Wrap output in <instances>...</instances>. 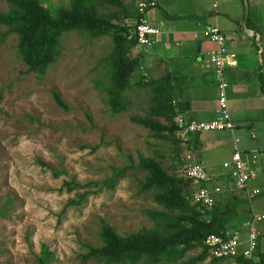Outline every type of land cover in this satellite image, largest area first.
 Returning <instances> with one entry per match:
<instances>
[{
    "label": "rangeland",
    "instance_id": "rangeland-1",
    "mask_svg": "<svg viewBox=\"0 0 264 264\" xmlns=\"http://www.w3.org/2000/svg\"><path fill=\"white\" fill-rule=\"evenodd\" d=\"M41 1L52 9L66 7L70 0ZM137 1L121 0V7L105 0L90 3L105 18L132 24ZM8 7L0 0V12ZM5 29L0 24V264H35L41 244L52 253L46 264H106L80 256L87 245H99L101 223L125 234L155 227L149 209L177 212L154 200L155 188L141 190L146 171L137 167L139 158H152L176 177H183L182 163L193 159L185 156V146L174 131L161 136L131 119L163 120L151 110V97L163 73L139 59L147 80L139 79L140 69L134 70L123 91L124 109L110 113L104 90V57L112 47L109 34L90 37L81 30L64 31L55 59L37 74L25 71L15 48L16 35H2ZM140 51L133 45L129 55ZM53 92L65 107L54 101ZM113 167L122 171L113 174ZM108 177L113 178L112 187L99 186ZM68 180L95 183L67 189L63 182ZM86 189L80 202H67ZM200 251V246L188 249L176 262H211L206 254L194 260Z\"/></svg>",
    "mask_w": 264,
    "mask_h": 264
},
{
    "label": "trees",
    "instance_id": "trees-1",
    "mask_svg": "<svg viewBox=\"0 0 264 264\" xmlns=\"http://www.w3.org/2000/svg\"><path fill=\"white\" fill-rule=\"evenodd\" d=\"M105 1L116 7L122 6L121 0ZM5 2L9 7L6 11L0 12V24L6 26L2 35L6 32L15 33V48L25 65V71L44 73L47 65L55 59V47L60 35L66 30H81L90 37L109 34L112 47L104 57L107 65V83L104 85V90L110 113H118L124 109L126 102L123 91L129 85V76L134 70L139 69L140 65L138 55H129L130 48L135 45V39L127 36L129 24L98 14L90 0H70L68 6L60 5L52 9L45 6L41 0H5ZM140 70L139 79L147 80V74H143V70ZM161 79L163 81L155 86L151 97V110L154 114L162 116L163 120L146 116H131V119L156 129L159 131L158 135L168 137L175 128L176 108L181 109L183 105L173 94L168 74L164 73ZM53 96L58 105L65 107L55 92ZM172 100L174 103L171 102ZM170 137L176 139L171 134ZM136 165L146 171L140 183L141 190L155 188L152 194L154 200L168 210L177 209V212L149 209L147 214L153 220L155 227H142L135 232L125 234L116 233L110 225L103 222L98 230L99 245H87L80 254L81 260L92 258L106 264L109 262L178 264L176 260L186 250L196 246H200L201 251L193 258L201 260L205 254L203 237L207 233L224 230L226 222L234 213L233 206L216 195L215 202L207 210L199 203L189 201L186 195L188 186L192 183L189 178L166 174L150 157H140ZM121 171L122 168H112L113 174ZM94 183L90 181L79 183L73 180L63 182L67 189ZM101 185L112 187L113 178L102 179L99 182V186ZM86 192L87 189L76 193V198L67 202H80ZM51 256V251L41 244L35 264H46ZM237 258L242 259L240 256ZM216 259L219 258L211 257V262L206 264H212ZM258 262H264V254L259 256ZM243 264H249V261L243 259Z\"/></svg>",
    "mask_w": 264,
    "mask_h": 264
},
{
    "label": "crops",
    "instance_id": "crops-1",
    "mask_svg": "<svg viewBox=\"0 0 264 264\" xmlns=\"http://www.w3.org/2000/svg\"><path fill=\"white\" fill-rule=\"evenodd\" d=\"M211 2L155 0L147 17L160 31L150 45L135 46H140V60L168 74L173 94L182 102L181 110L186 116L210 119L215 115V76L204 56L213 42L200 30L216 24L224 34L226 50L235 58V64L225 66L223 71L228 108L235 125L231 131L193 133L184 150L192 160L202 163L211 175L210 183L221 184L222 192L217 197L233 206L234 213L224 227L226 232L243 240V223L253 218L258 236L252 260L258 262L264 254V171L257 162V174L249 185L262 190L247 200L243 191L230 188L227 161L232 135L238 138L236 146L244 158L250 159L254 149L264 151V0H215V6ZM193 31L196 36H192ZM216 260L243 264V259L237 257Z\"/></svg>",
    "mask_w": 264,
    "mask_h": 264
},
{
    "label": "built area",
    "instance_id": "built-area-1",
    "mask_svg": "<svg viewBox=\"0 0 264 264\" xmlns=\"http://www.w3.org/2000/svg\"><path fill=\"white\" fill-rule=\"evenodd\" d=\"M211 3L212 6L216 4L215 0H212ZM154 5L155 0H138L136 2L134 21L129 24L127 32V36H132L135 39L136 45L146 47L156 40L160 31L159 27L147 17V11ZM200 33L213 42V47L205 52L204 61L212 68L215 76V115L210 119H197L186 116L180 108H176L174 134L182 145L190 140L193 133L221 129L231 131L235 125L227 103V81L223 77L225 66L234 65L235 58L232 53L227 52L225 36L216 24L204 26ZM196 35V32L193 31L192 36ZM139 69H142L141 64ZM142 73L146 74L145 71ZM171 102L174 103L173 100ZM232 141V149L227 161V179L230 181V188L243 191L244 197L249 200L262 190L259 186L249 185V181L257 174V162L260 164V169L264 171V151L254 149L251 151L250 159H246L236 146L238 138L232 135ZM185 156L189 158L187 152ZM180 171L183 177L189 178L192 182L189 190L190 200L199 203L207 210L210 209L215 202L216 195L222 192L221 184L217 181L209 182L211 175L207 173L200 161L187 159L182 163ZM205 215L207 216V214ZM243 224L246 227V236L243 240L235 233L225 230L207 233L202 239L205 254L215 258L240 256L249 261V264H264V262L252 260L258 236V231L253 226V218L244 221Z\"/></svg>",
    "mask_w": 264,
    "mask_h": 264
}]
</instances>
